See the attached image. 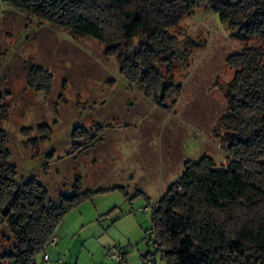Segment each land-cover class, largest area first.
Segmentation results:
<instances>
[{
	"label": "rangeland",
	"instance_id": "1",
	"mask_svg": "<svg viewBox=\"0 0 264 264\" xmlns=\"http://www.w3.org/2000/svg\"><path fill=\"white\" fill-rule=\"evenodd\" d=\"M180 26L177 60L162 69L178 87L159 105L143 86L121 77L117 61L95 39L39 23L0 0V89L8 111L3 128L16 180L36 178L52 202L72 193L75 177L83 190L95 192L63 215L45 264H146L152 258L165 264L147 241L153 208L186 161L207 155L217 168L227 166L220 120L228 111L226 83L233 70L226 58L257 43L235 39L205 8ZM32 67L51 74L47 93L28 85ZM41 124L50 127V138L27 144L39 138ZM96 126L101 138L81 141L76 151L72 130ZM28 128L32 132L23 135ZM13 245L2 220L0 253ZM112 250L122 261L112 258Z\"/></svg>",
	"mask_w": 264,
	"mask_h": 264
},
{
	"label": "trees",
	"instance_id": "2",
	"mask_svg": "<svg viewBox=\"0 0 264 264\" xmlns=\"http://www.w3.org/2000/svg\"><path fill=\"white\" fill-rule=\"evenodd\" d=\"M2 1L39 23L95 39L104 46V55L117 61L121 77L143 86L159 105L178 87L162 69L176 62L184 34L180 23L196 9L216 15L235 39L257 43L226 58L233 70L226 83L228 111L220 120L227 166L217 168L207 155L186 161L153 208L147 241L155 244L153 252L165 264H264V0ZM51 83L48 71L30 69L32 89L47 93ZM4 96L0 89V221L6 220L14 245L0 253V264H39L63 215L95 192L83 190L75 177L72 193L52 202L36 178L16 180L3 128L8 118ZM36 130L39 138L27 144L35 146L51 136L47 125ZM102 130L75 127L72 147L77 151L83 148L81 141L95 142ZM29 132L32 128L22 130L23 135Z\"/></svg>",
	"mask_w": 264,
	"mask_h": 264
},
{
	"label": "built area",
	"instance_id": "3",
	"mask_svg": "<svg viewBox=\"0 0 264 264\" xmlns=\"http://www.w3.org/2000/svg\"><path fill=\"white\" fill-rule=\"evenodd\" d=\"M55 240H56V237L55 236H52L48 242H47V246L49 245H53L55 243ZM151 245H152V249L155 248V244L151 241L150 242ZM111 256L113 259H115L116 261H122L123 259V256L120 254V252H118L117 250H112V253H111ZM49 260V257L46 253L42 254V256L40 257V260H39V264H45L47 261ZM146 264H155V260L152 258V259H147L145 261Z\"/></svg>",
	"mask_w": 264,
	"mask_h": 264
},
{
	"label": "water",
	"instance_id": "4",
	"mask_svg": "<svg viewBox=\"0 0 264 264\" xmlns=\"http://www.w3.org/2000/svg\"><path fill=\"white\" fill-rule=\"evenodd\" d=\"M7 213H8V209H7V207H5L4 210L2 211V214H3L4 216H6Z\"/></svg>",
	"mask_w": 264,
	"mask_h": 264
}]
</instances>
